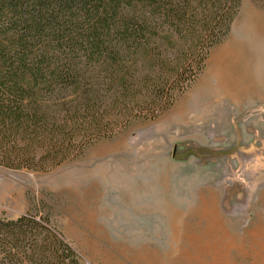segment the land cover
I'll use <instances>...</instances> for the list:
<instances>
[{
	"label": "rangeland",
	"instance_id": "obj_1",
	"mask_svg": "<svg viewBox=\"0 0 264 264\" xmlns=\"http://www.w3.org/2000/svg\"><path fill=\"white\" fill-rule=\"evenodd\" d=\"M249 9L264 15V2L240 0L228 36L157 120L135 123L47 173L0 167V218H45L80 264H141L140 255L165 264H264L260 48L247 50L250 72L236 68L228 80L211 81L204 97L194 92Z\"/></svg>",
	"mask_w": 264,
	"mask_h": 264
},
{
	"label": "trees",
	"instance_id": "obj_2",
	"mask_svg": "<svg viewBox=\"0 0 264 264\" xmlns=\"http://www.w3.org/2000/svg\"><path fill=\"white\" fill-rule=\"evenodd\" d=\"M264 2V0H254ZM240 0H0V167L47 173L168 112ZM0 264H80L44 218H0Z\"/></svg>",
	"mask_w": 264,
	"mask_h": 264
},
{
	"label": "bare ground",
	"instance_id": "obj_3",
	"mask_svg": "<svg viewBox=\"0 0 264 264\" xmlns=\"http://www.w3.org/2000/svg\"><path fill=\"white\" fill-rule=\"evenodd\" d=\"M262 47H264V15L261 14L260 12L256 11V10H253V9H249L247 11H244L242 18L239 22V26L237 28V36L231 42H229L228 44H226L225 46H223L222 48L218 49L217 51H215L213 53L211 60H210L209 70L207 71V73L205 75V80L203 79V81H204L203 84L195 89V91H194L195 95H197L199 98L204 97L208 93V90H207V89H209L208 84H210L211 81L216 80V82H219L222 80H228V78L231 76V74L232 73L234 74V72L237 71L236 68H239L238 70L243 69L247 74L249 71L250 62L253 60V59H251L250 56H248L246 54L247 52H250V51H247L248 49L253 51V49L257 50V48H260L261 51L259 50L260 53L257 57V61L259 62V64L261 66L264 67V65L262 63H260L261 56L263 55V52H264V48H262ZM256 65H258V63ZM261 71H262V73H264V68ZM250 75L252 76V74H250ZM240 82H243V81H240ZM259 82H260L261 86L264 87V75H263V79ZM243 92H244V90H243ZM249 93H250V91H249ZM245 94H247V93H245ZM179 115H180V112H179ZM102 166H104V165H102ZM99 167H101V166L99 165ZM103 169H104V167H103ZM102 171L103 170L101 169V172ZM104 171H105V169H104ZM104 171L102 172L103 174H105ZM108 173H109V171H108ZM100 175H102V174H100ZM126 196H128V195H126ZM130 197L131 196H129V200H130ZM123 198H124V196H123ZM126 199H128V197ZM151 253H153V252H151ZM136 255H140V254H136ZM140 257L141 258H139L137 260H139V263L141 262V264H165L164 262L161 261V259H157L158 258L157 255L156 256L150 255V256H146V257L140 255ZM160 257L161 256H159V258ZM168 257L171 258V259H169L171 263L178 262V261H175L173 259V257L171 256L170 253L168 254ZM134 258H135V256H134ZM118 264H120V263H118ZM179 264H193V263H192V261L185 259V260L181 261ZM195 264H198V263H195Z\"/></svg>",
	"mask_w": 264,
	"mask_h": 264
}]
</instances>
